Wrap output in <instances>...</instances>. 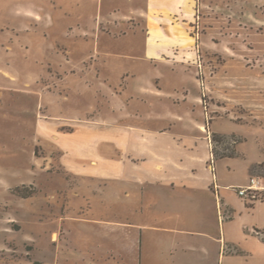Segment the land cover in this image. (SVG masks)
I'll return each instance as SVG.
<instances>
[{"label": "rangeland", "instance_id": "374dc122", "mask_svg": "<svg viewBox=\"0 0 264 264\" xmlns=\"http://www.w3.org/2000/svg\"><path fill=\"white\" fill-rule=\"evenodd\" d=\"M156 88L199 100L215 165L236 146L217 174L228 201L245 203L234 189L249 182L227 185L264 158V0H0V264H82L87 247L110 243L113 221L142 222L141 194L114 206L85 174L102 153L91 133L179 129L146 118ZM217 216L207 222L219 235ZM259 218L221 237L264 264L241 227Z\"/></svg>", "mask_w": 264, "mask_h": 264}, {"label": "crops", "instance_id": "0c3cea01", "mask_svg": "<svg viewBox=\"0 0 264 264\" xmlns=\"http://www.w3.org/2000/svg\"><path fill=\"white\" fill-rule=\"evenodd\" d=\"M147 83L154 86L151 81ZM154 93L148 95L146 118L170 121L180 126L179 129L161 126L130 130L120 127L121 130L90 134L102 137L99 147L102 153H98L100 161L86 167L85 175L92 176L96 185H108L106 195L101 196L113 201L114 205L123 199L135 201L136 195L141 194L144 204L140 209L141 223L113 221L109 225L110 243L89 246L83 255L91 261L94 257L93 264H257L254 251L228 243L226 237H221L226 225L229 227L243 215H259V220L241 227L248 233V239L258 246L264 245L260 235L264 231H258L264 230V209L238 199V204L228 201L226 190L222 188L225 183L220 185L226 179L217 174L219 159L214 164V171L208 167L211 145L205 137L208 132L199 100L184 88L179 92L182 100L178 104L171 99L173 93L163 88H156ZM110 115L117 120L115 114ZM210 134L228 137L211 130ZM234 149L236 154L233 157L239 156L236 146ZM262 164L264 158L252 161L245 182H232L227 186L248 184L254 177L252 166ZM214 183L218 190L214 189ZM160 190L163 192H158ZM177 190L184 192L176 193ZM219 207L226 215L222 224ZM214 211L218 214L219 224L223 225V228L219 226V235L207 222L209 213ZM97 221L96 225L104 230L107 226L105 220ZM93 248L98 250L92 252ZM87 258L82 264H88Z\"/></svg>", "mask_w": 264, "mask_h": 264}, {"label": "built area", "instance_id": "2783aa9c", "mask_svg": "<svg viewBox=\"0 0 264 264\" xmlns=\"http://www.w3.org/2000/svg\"><path fill=\"white\" fill-rule=\"evenodd\" d=\"M211 170L214 171V156H211ZM215 190H218L216 183L213 184ZM234 191L237 195L245 201L246 204L254 205L258 202H264V184L258 177H252L249 180V185L243 188H236ZM262 235V234H260ZM263 236V235H262Z\"/></svg>", "mask_w": 264, "mask_h": 264}, {"label": "trees", "instance_id": "16d2710c", "mask_svg": "<svg viewBox=\"0 0 264 264\" xmlns=\"http://www.w3.org/2000/svg\"><path fill=\"white\" fill-rule=\"evenodd\" d=\"M215 137H217V136H215ZM236 143V142H235ZM236 153H235V151H234V153L232 154V155H226V156H222V157H219L218 159H221V158H224V157H233L234 155H235ZM214 156V155H213ZM217 160V159H216ZM262 239H263V241H264V236H262Z\"/></svg>", "mask_w": 264, "mask_h": 264}, {"label": "bare ground", "instance_id": "6f19581e", "mask_svg": "<svg viewBox=\"0 0 264 264\" xmlns=\"http://www.w3.org/2000/svg\"><path fill=\"white\" fill-rule=\"evenodd\" d=\"M201 130H202V131H204V130H205V128H204V127H202V128H201Z\"/></svg>", "mask_w": 264, "mask_h": 264}]
</instances>
